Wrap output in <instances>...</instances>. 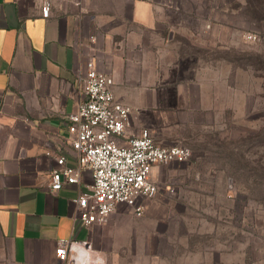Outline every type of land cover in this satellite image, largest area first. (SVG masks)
Wrapping results in <instances>:
<instances>
[{"label":"crops","instance_id":"obj_1","mask_svg":"<svg viewBox=\"0 0 264 264\" xmlns=\"http://www.w3.org/2000/svg\"><path fill=\"white\" fill-rule=\"evenodd\" d=\"M45 1L0 0V237L6 256L12 264H171L161 254L170 227L160 222L176 193L168 166L153 168L160 193L142 201L141 217L123 205L107 225L92 227L75 220L74 205L93 185L91 171L56 193L51 176L59 157L78 165L68 117L84 98L78 78L91 60L114 80L115 100L133 109L120 146L143 130L161 145H202L204 133L225 120L228 90L236 87L224 73L211 72L227 69L226 61L211 66L184 43H209L213 36L225 45L220 33L229 9L206 0H49L50 18L44 19ZM61 240L73 242L66 262L56 254Z\"/></svg>","mask_w":264,"mask_h":264},{"label":"rangeland","instance_id":"obj_2","mask_svg":"<svg viewBox=\"0 0 264 264\" xmlns=\"http://www.w3.org/2000/svg\"><path fill=\"white\" fill-rule=\"evenodd\" d=\"M206 1L229 9L225 45L213 36L184 44L211 66L226 61L211 72L236 92L228 90L220 127L189 147L192 159L168 166L176 193L160 220L170 227L161 254L171 264H264V0ZM0 264H12L1 237Z\"/></svg>","mask_w":264,"mask_h":264},{"label":"built area","instance_id":"obj_3","mask_svg":"<svg viewBox=\"0 0 264 264\" xmlns=\"http://www.w3.org/2000/svg\"><path fill=\"white\" fill-rule=\"evenodd\" d=\"M50 13L47 0L42 17L49 19ZM78 82L84 88V98L77 111L69 115L67 126L78 165L68 166L66 159L59 157L50 190L56 193L66 184H77L82 172L89 170L93 185L74 200L76 221L84 227L107 225L123 205L132 207L141 217L145 211L142 201L160 193V186L151 177L153 168L186 163L193 153L184 145L157 143L148 130L130 138L127 146H120L117 139L124 138L131 128L133 109L115 100L114 80L99 72L91 60ZM72 244L70 240L59 241L56 254L61 261L68 260Z\"/></svg>","mask_w":264,"mask_h":264}]
</instances>
